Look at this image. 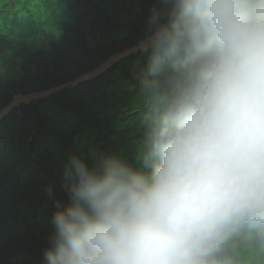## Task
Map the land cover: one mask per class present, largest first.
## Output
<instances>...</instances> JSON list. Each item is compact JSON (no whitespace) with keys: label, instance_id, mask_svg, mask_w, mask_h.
<instances>
[{"label":"clouds","instance_id":"clouds-1","mask_svg":"<svg viewBox=\"0 0 264 264\" xmlns=\"http://www.w3.org/2000/svg\"><path fill=\"white\" fill-rule=\"evenodd\" d=\"M141 169L65 165L44 264H264V0H159Z\"/></svg>","mask_w":264,"mask_h":264},{"label":"trees","instance_id":"trees-1","mask_svg":"<svg viewBox=\"0 0 264 264\" xmlns=\"http://www.w3.org/2000/svg\"><path fill=\"white\" fill-rule=\"evenodd\" d=\"M158 6L159 0H34L0 10V47L21 74L7 82L0 76V110L16 94L74 80L138 44ZM40 39L45 47L27 48L30 40ZM148 57L149 50L141 49L75 86L20 103L0 118V264H44L53 213L68 196L63 185L69 157L104 153L115 137L138 130L142 79L133 78L131 67L147 65ZM55 116L72 120L58 124ZM118 121L125 126L118 128ZM108 157L135 168L119 154Z\"/></svg>","mask_w":264,"mask_h":264},{"label":"rangeland","instance_id":"rangeland-1","mask_svg":"<svg viewBox=\"0 0 264 264\" xmlns=\"http://www.w3.org/2000/svg\"><path fill=\"white\" fill-rule=\"evenodd\" d=\"M34 0H0V10L4 11H13L19 9L25 3H32ZM45 42L43 40H30L27 44V48L30 50L38 49L40 46L45 47ZM146 69V64L143 62L137 63L131 67V73L134 79L141 80L143 77V73ZM0 76L3 82H7L11 79H18L21 74L18 69V63L14 61H10V53L4 48L0 47ZM127 115V111H120V115ZM55 119L58 124L65 122V120L70 119L72 117H59L55 116ZM66 123V122H65ZM125 126V122L118 121L117 127L123 128ZM142 138H143V130L140 124L138 130L136 132H129L125 134H121L113 139L110 146L104 153H98L94 151L90 153L88 156H81L82 159L85 160L90 166L93 163L94 157L103 155L104 157H108V154L114 155L119 154L126 159H130L133 161L136 169L142 168V163L138 159V153L140 148L142 147ZM95 150L96 148L93 147ZM42 199L44 202L48 201V191L44 189L42 191ZM68 196L63 197L60 201V205L64 206L68 203Z\"/></svg>","mask_w":264,"mask_h":264},{"label":"water","instance_id":"water-1","mask_svg":"<svg viewBox=\"0 0 264 264\" xmlns=\"http://www.w3.org/2000/svg\"><path fill=\"white\" fill-rule=\"evenodd\" d=\"M145 40H146V38L141 40L138 44L123 50L122 52L115 53V54L111 55L99 67H97L96 69H94L93 71H91L89 73H86V74L79 76L78 78H76L74 80L67 81L63 84H59L57 86L51 87V88L46 89V90H41V91L27 93V94H16L12 98L11 102L7 106H5L4 108H2L0 110V118L3 115H5L8 111L13 109L15 106L19 105L20 103H28V102L33 101V100L48 97V96L54 94L55 92H57L63 88L75 86L79 82H81L87 78H91V77L98 75L99 73L103 72L106 68H108L110 65H112L113 63L120 61V60L128 57L130 54L135 53L141 49H146Z\"/></svg>","mask_w":264,"mask_h":264}]
</instances>
